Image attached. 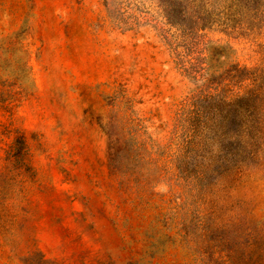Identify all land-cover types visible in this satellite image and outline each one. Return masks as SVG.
<instances>
[{
	"label": "rangeland",
	"instance_id": "374dc122",
	"mask_svg": "<svg viewBox=\"0 0 264 264\" xmlns=\"http://www.w3.org/2000/svg\"><path fill=\"white\" fill-rule=\"evenodd\" d=\"M194 6L0 0V264H264V0Z\"/></svg>",
	"mask_w": 264,
	"mask_h": 264
},
{
	"label": "trees",
	"instance_id": "16d2710c",
	"mask_svg": "<svg viewBox=\"0 0 264 264\" xmlns=\"http://www.w3.org/2000/svg\"><path fill=\"white\" fill-rule=\"evenodd\" d=\"M205 1H208V0H192V3H193V5H196L197 6V8H196V6H194L197 10L195 11V14H197L198 16L196 17L197 18V24H198V26H199V29L200 30H202V29H204L205 27H207V25H213V22L212 21H210V20H207L206 22H204V18H201L200 17V10H199V8L201 9V5H203V3H205ZM199 5V6H198ZM199 7V8H198ZM186 11H187V13L189 12V8H188V6H187V9H186ZM186 14V13H185ZM167 19L169 20L170 19V17H167ZM170 22V21H169ZM170 24L171 25H174L175 24V22H170ZM176 25H179V24H176ZM183 27V28H182ZM184 29H186V26H182L181 25V27L179 28V30L180 31H183ZM190 28H188V30H189ZM173 50L175 51V52H173V53H175V55H176V49L175 48H173ZM180 55L181 54H177L176 55V58L177 59H181L180 58ZM181 61V69L185 72V73H187V74H192V72H191V68H190V66L188 65V62L187 61H183L182 59L180 60ZM195 76H193L194 78H197L198 76H199V74H198V76H197V74H194Z\"/></svg>",
	"mask_w": 264,
	"mask_h": 264
}]
</instances>
